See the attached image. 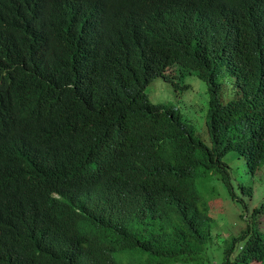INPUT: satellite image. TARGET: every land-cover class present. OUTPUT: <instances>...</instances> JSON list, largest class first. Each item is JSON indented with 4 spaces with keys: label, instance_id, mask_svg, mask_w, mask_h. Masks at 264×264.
<instances>
[{
    "label": "trees",
    "instance_id": "trees-1",
    "mask_svg": "<svg viewBox=\"0 0 264 264\" xmlns=\"http://www.w3.org/2000/svg\"><path fill=\"white\" fill-rule=\"evenodd\" d=\"M94 3L0 0V105L29 138L19 161L0 152V264L211 263L210 175L241 205L221 264H264V198L249 209L223 160L264 169V0H114L86 31ZM192 72L210 143L146 93Z\"/></svg>",
    "mask_w": 264,
    "mask_h": 264
},
{
    "label": "rangeland",
    "instance_id": "rangeland-1",
    "mask_svg": "<svg viewBox=\"0 0 264 264\" xmlns=\"http://www.w3.org/2000/svg\"><path fill=\"white\" fill-rule=\"evenodd\" d=\"M167 73L172 75L174 67L169 68ZM217 81L222 84L221 99L227 101L230 97L228 90L230 89V78L223 69L218 70ZM185 84H187L186 87H184ZM146 93L153 102L169 103L176 107L183 119L193 123L203 140L210 143L206 126L208 86L195 72L182 77L176 76L168 81L157 76L146 86ZM241 156L230 151L223 157V160L230 166L231 180L235 190L239 191L238 183L253 185L252 196L246 197L247 201L245 200L250 209L264 198V169L258 170L254 175H248L244 157ZM198 188L201 194L199 207L207 208L208 213L213 217L212 234L206 242V250L211 256V263L208 264H221L226 238L235 230L232 225L233 221H238L241 205L231 198L227 188L216 175L198 179ZM259 224L261 225V221ZM130 253L138 252L135 250ZM234 254L235 252L232 256Z\"/></svg>",
    "mask_w": 264,
    "mask_h": 264
},
{
    "label": "clouds",
    "instance_id": "clouds-1",
    "mask_svg": "<svg viewBox=\"0 0 264 264\" xmlns=\"http://www.w3.org/2000/svg\"><path fill=\"white\" fill-rule=\"evenodd\" d=\"M113 1L114 0H95V3L93 4L91 10L83 9L84 11H87L95 16L86 18L82 22L86 31L93 27V25L101 19V17L104 15L105 11ZM150 3L151 0H147L148 6L150 5ZM74 8L80 10L79 6H76ZM141 8H144L143 5H141ZM141 8L137 2L135 6L126 7V12L128 14L133 10ZM22 27L25 30L26 36L30 40L35 42L40 40L37 32L24 26ZM27 139L29 138L26 129L21 123L19 117L8 106L0 105V152L4 153L5 155L8 154L9 158L13 160L19 161L21 154H23L24 151L25 140ZM2 162L0 163V166ZM234 252L236 253V251Z\"/></svg>",
    "mask_w": 264,
    "mask_h": 264
}]
</instances>
